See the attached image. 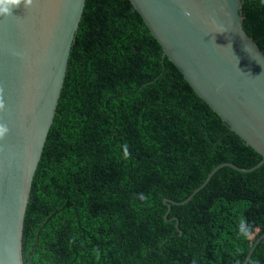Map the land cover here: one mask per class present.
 I'll use <instances>...</instances> for the list:
<instances>
[{"label":"trees","instance_id":"obj_1","mask_svg":"<svg viewBox=\"0 0 264 264\" xmlns=\"http://www.w3.org/2000/svg\"><path fill=\"white\" fill-rule=\"evenodd\" d=\"M264 53V0H242ZM261 156L162 57L128 0H85L23 219L24 264H242L264 233ZM246 264H264V236Z\"/></svg>","mask_w":264,"mask_h":264},{"label":"water","instance_id":"obj_2","mask_svg":"<svg viewBox=\"0 0 264 264\" xmlns=\"http://www.w3.org/2000/svg\"><path fill=\"white\" fill-rule=\"evenodd\" d=\"M195 94L264 163V53L242 26V0H128ZM85 0H21L0 11V264H24L23 219ZM7 7L0 3V9ZM258 236L242 264H246Z\"/></svg>","mask_w":264,"mask_h":264},{"label":"clouds","instance_id":"obj_3","mask_svg":"<svg viewBox=\"0 0 264 264\" xmlns=\"http://www.w3.org/2000/svg\"><path fill=\"white\" fill-rule=\"evenodd\" d=\"M0 3L6 4L7 7H4L3 9H0L2 12H9L10 11V6H19L21 4V0H0ZM27 3H31V0H27ZM3 107L2 101H0V108ZM3 130V129H0Z\"/></svg>","mask_w":264,"mask_h":264}]
</instances>
